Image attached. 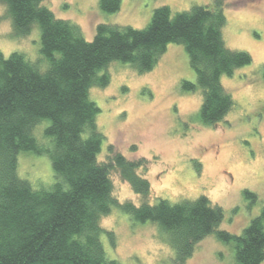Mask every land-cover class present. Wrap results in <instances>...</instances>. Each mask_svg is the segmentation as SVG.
Wrapping results in <instances>:
<instances>
[{
	"label": "trees",
	"instance_id": "1",
	"mask_svg": "<svg viewBox=\"0 0 264 264\" xmlns=\"http://www.w3.org/2000/svg\"><path fill=\"white\" fill-rule=\"evenodd\" d=\"M42 2L0 0L15 37L29 34L34 25L40 30V57L35 61L20 52L6 56L0 51V264H121L107 256L102 240L113 246V231L100 225L115 206L135 222L155 223L179 263L197 242L215 234L233 244L237 264H261L264 207L240 234H233L219 228L223 209L205 195L177 202L158 198L154 204L119 203L112 195L113 167L138 194H149V182L135 172L137 162L121 154L107 162L97 159L104 135L89 89L108 82L106 68L113 60L144 73L155 67L169 43L182 44L196 81L182 80L181 88L200 89V121L215 124L229 112L233 99L221 77L249 64L251 55L225 45L220 2L215 8L193 5L174 13L163 4L142 28L98 23L90 40ZM98 5L112 13L120 0H98ZM45 61L47 67L41 70ZM44 119L49 120L44 128L49 140L40 144L34 128ZM27 150L48 156L54 176L49 188L35 189L19 176L17 156ZM244 195L255 198L249 190Z\"/></svg>",
	"mask_w": 264,
	"mask_h": 264
},
{
	"label": "rangeland",
	"instance_id": "2",
	"mask_svg": "<svg viewBox=\"0 0 264 264\" xmlns=\"http://www.w3.org/2000/svg\"><path fill=\"white\" fill-rule=\"evenodd\" d=\"M218 1L226 18L225 45L251 55L249 64L221 77L233 99L222 120L211 125L200 121L201 91L181 88L182 80L195 82L196 76L183 45L177 43H169L155 67L144 73L113 60L106 68L108 82L91 86L89 98L99 107L96 123L104 135L97 159L107 162L121 154L137 162L135 172L149 182V194H138L113 167L110 179L117 202L154 204L158 198L177 202L205 195L223 209L219 228L240 234L264 207V0H120L112 13L100 10L98 0L42 3L56 17L75 23L90 40L98 23L142 28L160 5H168L174 13L193 5L215 8ZM11 31L5 5L0 3V51L6 56L20 52L31 61L40 57L38 25L25 36L15 37ZM46 67V61L40 65L41 70ZM48 124L44 119L34 128L40 144L49 140L44 136ZM17 172L35 189L49 188L54 180L48 156L32 150L18 153ZM245 190L255 198L246 197ZM100 225L113 231V246L102 240L107 256L121 264H237L233 244L215 234L197 242L191 255L179 263L155 223L135 222L117 206L101 217Z\"/></svg>",
	"mask_w": 264,
	"mask_h": 264
}]
</instances>
